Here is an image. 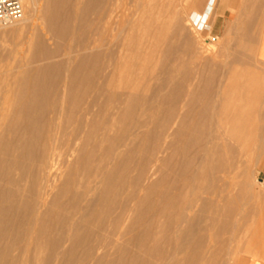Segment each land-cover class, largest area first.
<instances>
[{"label": "bare ground", "instance_id": "1", "mask_svg": "<svg viewBox=\"0 0 264 264\" xmlns=\"http://www.w3.org/2000/svg\"><path fill=\"white\" fill-rule=\"evenodd\" d=\"M22 2L20 31L29 13L43 24L28 35L31 55L0 101V264L264 258L262 232L232 245L244 206L215 198L241 150L257 168L233 196L257 193L264 74L235 67L251 61L252 44L229 46L237 51L229 56L206 43L205 27L191 19L203 16L195 0ZM243 20L229 30L248 32L258 21Z\"/></svg>", "mask_w": 264, "mask_h": 264}, {"label": "rangeland", "instance_id": "2", "mask_svg": "<svg viewBox=\"0 0 264 264\" xmlns=\"http://www.w3.org/2000/svg\"><path fill=\"white\" fill-rule=\"evenodd\" d=\"M195 1L197 2L196 5H197V8L199 10V14H203V16L201 17L197 13H193L191 16L193 23L200 30L203 29V27H205V33H207V34L209 33L210 29L212 28V24H214V30L212 32V36H210L209 34H208L209 35L208 36L205 33H204L205 35H203V39H207L206 43H210L209 45H211V44L216 45V47H218V49H219V47H220V49L221 48L226 49V50H228V52L230 54L231 53L234 54V52L237 53V51H239L240 48H242V46L243 47H245L247 45L251 46V44H252V46H251L252 49L250 48L249 51H247L248 52L247 55L249 56L251 61L253 59L254 61H257V63L251 62L249 60L250 63L248 61H246V64L245 63L235 64V67L239 66V68H237V70L242 71L244 74H246L248 76L254 77L256 74H258L260 72L259 74L263 78L264 70H261V69H264V63L261 62L259 57H258V45H259L258 42L260 41V38H261V34H262L261 32H263L259 29H260V27L262 28V30L264 28V16H262L264 14V8H260V7H263L264 3L262 2L263 5L260 3V5H261L260 6L259 2H257L258 0L257 1L254 0L257 3H253L254 2L253 1L252 2L253 4L251 3L252 6L251 5L248 6V4H250L251 0H250V2H249V0H246L248 4L246 3L244 5L247 7V8H245L244 6H241V4H243L242 2H240L241 0H238V3L236 5L238 7H236V6L230 7L228 4L229 0H217L216 1V7L214 8V15L211 17L209 22H207V20H208L207 17L212 12V4H213L214 0H195ZM37 2L39 4L43 3L42 0H37ZM255 4H257L258 6H256ZM23 7H24V16L26 17V15H27L26 10L27 9H26L25 4ZM240 7H241V10L238 11L240 9ZM259 10H262V15H259V14H261V11L259 12ZM233 13H234V15L235 14L236 15L233 16ZM250 15L254 16V18L256 20H258V21L260 20L263 23V25L260 24L258 21H255L253 28H249L248 32L246 31V32L241 33V31H240L241 34L239 32H236L235 30H229L230 29L229 23H232L233 21L238 22L239 20H240L239 22H241V20H243V19L247 20V18ZM40 16H41L40 13H34L32 15H31V13H29V16H28L29 19L26 23H24V25L26 27L23 30L21 29V31L17 27L18 26L17 24H16V26H15V24H12L10 26L0 27V98H1L0 101L3 100V98L7 94L8 89H9V85L13 79V76L15 75L14 73H17L18 70L24 69V67H21V64H23L22 62L26 57L31 55V52L26 50V48H27L26 39H27L28 35H30V33L33 31V28H34V31H37V30L40 31V28L43 24V21H42ZM243 21H242V24H243ZM246 23H247V21H246ZM234 24H236V22H234ZM257 24H258V26H257ZM259 25H260V27H259ZM255 29H256V31H258V32L260 31V32L257 33L256 31H254ZM228 30H229V32H228ZM250 30L254 31L257 35H259L258 36L259 39H256L255 36H257V35ZM225 32H227L228 34ZM232 33H234V34H232ZM226 34H227V36H226ZM254 34H255V36H254ZM220 36H221L222 40H221ZM222 36H226V37H222ZM245 37H246V39L250 38L249 42H248V40H244ZM252 37L255 38L257 41L255 40V42H254ZM250 40H253V42ZM225 41H227V42H225ZM221 42L224 44H221ZM256 42H257V44H256ZM253 43H255L256 45H254ZM245 44H247V45H245ZM235 45H237V46H235ZM229 46L235 47L237 49V51H235V48H233L234 49L233 50ZM25 50L28 52H26ZM228 52L226 51L227 55H228ZM230 54H229V56H234V55H232V54L230 55ZM248 56H247V58H248ZM254 58H256V60ZM253 63H255V64L253 65ZM245 65H247V66L249 65V66L245 67ZM251 65H253V66H251ZM229 103L230 102H228V104ZM259 106L264 112V100L259 104ZM91 119L92 118H90V121H91ZM258 119L259 118H254V121L257 122ZM262 120H263V122H261V124H262V126H264V117ZM119 126L122 127L123 125L119 124ZM262 161L263 162H261V164H260L261 170L258 171V173H255L254 176H251V181L256 179L253 182L258 187H255L254 183H252V185H253V188L255 187L254 189L257 190V193H253V192L248 191L246 193L238 195L237 196L238 198H234V196H233L234 195L233 192H235L237 189L241 188L244 185V183H245V172L248 170L257 168L256 163L253 159V156L252 155L247 156L246 152H244L242 150L237 155L235 165L231 167L230 172L227 174H221L219 181L217 183V187H216L217 196L215 197L216 199H222L225 201L226 199L230 198L232 200H236V202L240 206H244V209L246 210V213L241 212V211H237L238 213L241 212L240 222H239L240 224H239V228L237 229V232H236V235H237L236 240H235L236 242H234L232 244L233 246L236 245L237 241H241L242 244L246 245L247 242L249 241V238H250V237L249 238H247V237L249 235H251L253 232H255L257 234L262 232L264 234V183H262V182H264V160H262ZM256 175L258 176V178H256L257 177ZM253 177H255V178L253 179ZM220 219L222 221H224L225 216L223 214H221ZM215 232L213 233V235L215 234ZM218 232H216V233H218ZM242 255H243L242 258L245 259V261L242 264H248L249 261H251L253 264H264V258L260 257L259 255H257L253 251H250L249 253L244 252V254H242Z\"/></svg>", "mask_w": 264, "mask_h": 264}, {"label": "built area", "instance_id": "3", "mask_svg": "<svg viewBox=\"0 0 264 264\" xmlns=\"http://www.w3.org/2000/svg\"><path fill=\"white\" fill-rule=\"evenodd\" d=\"M24 17L22 0H0V27L10 26Z\"/></svg>", "mask_w": 264, "mask_h": 264}, {"label": "crops", "instance_id": "4", "mask_svg": "<svg viewBox=\"0 0 264 264\" xmlns=\"http://www.w3.org/2000/svg\"><path fill=\"white\" fill-rule=\"evenodd\" d=\"M264 30V28H263ZM261 41V42H260ZM260 43L258 45V57L264 63V31L262 32Z\"/></svg>", "mask_w": 264, "mask_h": 264}]
</instances>
